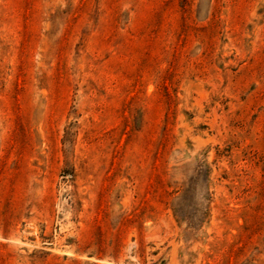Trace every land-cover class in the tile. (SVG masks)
Segmentation results:
<instances>
[{
  "label": "rangeland",
  "instance_id": "1",
  "mask_svg": "<svg viewBox=\"0 0 264 264\" xmlns=\"http://www.w3.org/2000/svg\"><path fill=\"white\" fill-rule=\"evenodd\" d=\"M0 264H264V0H0Z\"/></svg>",
  "mask_w": 264,
  "mask_h": 264
}]
</instances>
